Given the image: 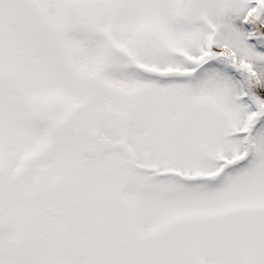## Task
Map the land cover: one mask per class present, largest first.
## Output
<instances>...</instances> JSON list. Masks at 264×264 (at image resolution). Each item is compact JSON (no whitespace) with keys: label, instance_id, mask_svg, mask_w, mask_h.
I'll use <instances>...</instances> for the list:
<instances>
[{"label":"snow or ice","instance_id":"obj_1","mask_svg":"<svg viewBox=\"0 0 264 264\" xmlns=\"http://www.w3.org/2000/svg\"><path fill=\"white\" fill-rule=\"evenodd\" d=\"M0 264H264V0H0Z\"/></svg>","mask_w":264,"mask_h":264}]
</instances>
